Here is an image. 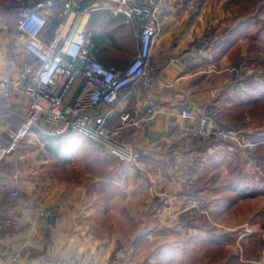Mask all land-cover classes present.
Here are the masks:
<instances>
[{"label": "crops", "instance_id": "0c3cea01", "mask_svg": "<svg viewBox=\"0 0 264 264\" xmlns=\"http://www.w3.org/2000/svg\"><path fill=\"white\" fill-rule=\"evenodd\" d=\"M199 1L195 12L185 8V0H164L156 9L158 25L151 45V56L158 67L161 65L156 82L149 90L136 85L123 88L114 113L107 118L109 124L122 125L120 112L155 108L151 119L127 122L121 130L122 136L140 152L137 162L120 161L95 143L94 158L101 166L91 174L82 154L86 140L71 132L53 136L37 125L0 164V219H17V226L0 230V264H56L61 258L68 259L69 264H264L262 235L240 233L222 221L237 200L236 193L257 196L259 182L242 186V177L226 183L223 170L216 167L196 184L195 171L188 172L183 164L193 155L196 140L181 135L188 123L180 117V110L187 106L206 114L211 104L216 114L219 104L213 97L221 87L213 84L212 72L206 68L213 62L210 50H216L209 48L196 58L187 53L195 38L222 24L209 0ZM64 2L57 0L49 10V34L57 24L53 14ZM17 8L14 1L0 0V77L12 73L22 59L16 37ZM90 13L83 16L82 22L92 37V28H87ZM123 22L135 41L134 53L123 62L114 46L107 44L112 38L100 37L98 47L113 48L95 52V58L105 66L123 67L137 52L138 28L125 18ZM227 70L225 67L218 73L230 71ZM23 113L24 105L17 104L0 117V143H7L11 132L18 130ZM17 165L21 166L20 175L14 172ZM14 189L19 191V198L6 201L7 193ZM207 191L213 197L205 205L200 224L183 226V213L167 223L177 233L169 239L156 225L148 226L145 232L136 229L151 219L164 220L161 214L154 219L147 211L140 220L125 215L129 209L158 205L174 211L179 208L182 213L187 193L201 195ZM41 204L52 207L53 214L45 219L39 217L37 209ZM137 237L139 248L134 246Z\"/></svg>", "mask_w": 264, "mask_h": 264}, {"label": "built area", "instance_id": "2783aa9c", "mask_svg": "<svg viewBox=\"0 0 264 264\" xmlns=\"http://www.w3.org/2000/svg\"><path fill=\"white\" fill-rule=\"evenodd\" d=\"M11 1L18 5L16 37L22 59L12 73L0 77V117L17 104L24 105V113L20 127L11 132L10 140L0 143V164L37 125L52 135L75 133L101 145L120 161L137 162L141 154L122 136L121 130L127 122L151 119L156 114L155 108L120 112L122 125L109 124L107 118L114 113L123 88L136 85L149 90L156 82L158 64L151 56V45L158 25L156 9L164 0H95L84 9L77 6V0H65L53 14L57 24L51 34L48 33V14L57 0ZM199 2L185 0L184 6L196 11ZM97 9L122 14L138 28L137 52L123 67L105 66L95 58L94 44L82 19ZM219 37L218 30H208L191 42L187 53L192 58L199 57L217 43ZM180 117L188 123L181 129L182 136L200 143L215 139L249 145L241 139V129L223 127L213 117L196 113L187 106L181 108ZM14 172L19 175L21 166L17 165ZM19 196V191L14 189L5 199L11 202ZM204 203L201 196H189L184 205L186 210L203 213ZM37 214L45 219L53 214V209L41 204ZM15 226V217L0 219V230ZM56 264H69V260L61 258Z\"/></svg>", "mask_w": 264, "mask_h": 264}, {"label": "rangeland", "instance_id": "374dc122", "mask_svg": "<svg viewBox=\"0 0 264 264\" xmlns=\"http://www.w3.org/2000/svg\"><path fill=\"white\" fill-rule=\"evenodd\" d=\"M209 2L211 3V7L214 13L217 16L221 17L220 21L223 25L220 24L219 26L214 27H219V29H221V26L224 27L225 25H227V23L232 22L235 17L240 15L244 6V2L242 0H209ZM262 3H264V0H255V7L253 8L252 12L254 13L255 11L256 16L260 19H264V8L259 7ZM240 44V55H242L244 58L243 61H241V63L239 64V67L236 69L237 74L240 75V78H246L248 75L254 73L257 70L258 73L264 72V64H262V62L260 61L262 55L257 53L255 49L251 47L252 42H250L248 38H243L240 39ZM217 48L214 47L216 51L218 50ZM216 51L214 52L210 50V56L211 59H213V62L206 65V68L210 69L209 71L212 72L211 75H213V84H221V87H218V92L215 93V96L213 97L214 99H217L216 102L217 104H219V106L215 109V116L218 117L220 123H222V125L224 126L228 124H237L239 127L238 129L242 130V132L239 133L241 139L246 143H249V145L252 144L251 146H248L254 148L257 143L255 141L258 140L260 133H262L261 130L264 131V112L255 113L248 110L245 113H239L233 106L225 102V88L222 87L225 85V82H229V78L226 77L223 81V72H218L225 67L229 68L231 72L234 69L233 61L236 59H231V56H233L234 52L229 53L232 55L217 56L219 55V53ZM256 54L259 55L255 59L252 56ZM247 55L248 58H246ZM258 77L256 79H258ZM257 81L262 82L264 88V80L259 79ZM241 87L242 86H240L238 89L240 90ZM45 127L50 128V126L48 125H46ZM203 143L206 142L200 143L196 141V146L193 147V151L191 153L193 155H190L188 157L189 159L183 160V164L187 167L188 172H191V169L195 171L196 184L202 182L206 178L207 174L213 173L216 170V167H219L221 170H223L222 176L223 180L226 183L239 181L237 178L242 177L243 178L240 180L242 186H247L249 184H255L259 182L258 178L262 174L261 169L258 164L249 156L242 153L240 158L236 157V152H234V146L232 145L215 144L210 148H206ZM234 143L238 144V142ZM242 147L245 146L243 145ZM228 164H230L232 167H236L237 171L234 172ZM209 182L211 181L209 180ZM239 192L236 193L237 200L231 204L229 212L225 213V217L222 220L223 223L226 227L234 229L235 231H238L240 233H255L259 236L262 235V237L264 238V193H259V195L257 196H250L247 193H242V191ZM182 193H186V191H182ZM202 194L200 196L204 199V205H206L207 201H209L213 197V194L208 191L207 193L204 192ZM173 195H175V193ZM189 196L190 195H185L184 201ZM182 207H184V205H182ZM125 211L127 210L125 209ZM147 211L149 212V214L153 215L152 217L154 219L156 218L155 215L161 214L164 220L153 222V220L151 219L150 221H148V223L147 221L145 223L143 222L144 226L142 224L137 225L136 229L138 231L141 230L142 232H145L147 231L148 226L154 227L156 225L157 228L162 229V234L167 235V239L172 238L177 234L172 231L171 225L167 223L173 222L174 219L178 218L183 213V215H185L183 216L184 221L198 223L200 215L202 214V212H192L191 210L186 211V209L182 213H180L179 208L174 211L158 205V207H151L150 209H129L125 215L127 217L130 215L133 220H140V216H145L144 213ZM205 212L206 206L203 214ZM143 219L145 220L146 217ZM128 221H130V219ZM129 226L131 227L132 224L127 225V227ZM125 242L128 243L129 239H127Z\"/></svg>", "mask_w": 264, "mask_h": 264}, {"label": "trees", "instance_id": "16d2710c", "mask_svg": "<svg viewBox=\"0 0 264 264\" xmlns=\"http://www.w3.org/2000/svg\"><path fill=\"white\" fill-rule=\"evenodd\" d=\"M92 0H77V6L82 9L86 6L91 5ZM95 1V0H94ZM244 2V6L240 15L235 17L232 20L231 24L226 27H222L221 29L213 28L211 30H218L220 37L217 43H215L211 48H219L218 53L220 56L223 55H232L230 52H234L231 59H236L233 61L234 69L230 72H224L222 76V80L224 81L226 77L229 78V82H225L224 88L227 92H225L226 102L233 106L237 112L245 113L248 110L255 113H263L264 112V88L262 82H258L257 80H264V72L258 73V70L254 73L248 75L246 78H240V75L237 74L236 69L239 67L241 61H243V56L240 55V39L248 38L250 42H252L251 47L255 49L257 53L262 55L260 61L264 64V19H260L256 16L255 11L253 12V8L255 7V0H242ZM199 7V6H198ZM264 8V3L259 6ZM195 12V11H194ZM123 18H125L122 14L113 15L109 11L97 9L93 10L90 13V19L87 23V28L90 30L92 34V41L97 45H95V52L98 54L100 50H113L118 54L120 59H129L130 56L134 53L135 41L133 37L129 36L128 26L123 22ZM91 21V22H90ZM90 23V24H89ZM95 24V25H94ZM96 26V27H95ZM95 27V28H94ZM100 37H111L112 40L108 41L107 44L111 45L113 48L105 49L104 47H98V40ZM196 39V38H195ZM194 39V40H195ZM101 46V45H100ZM259 54L253 55V58H257ZM135 56V55H134ZM250 56V55H249ZM248 58V55L246 56ZM122 62V63H123ZM161 67L157 66V70ZM259 76V77H258ZM258 77V79H256ZM241 87L239 90L238 88ZM206 115L213 117L221 126L226 128H234L238 129V125H222L220 123L217 116H215L213 105H209L206 107ZM245 132V131H243ZM258 140L256 141V146L254 148L245 146L242 147L237 143L227 141V140H215L211 139L206 143H203L206 148H210L215 144H225L234 146V152H236V157L240 158L241 154H246L252 160H254L261 169L262 174L259 176V189L255 191V194L264 193V131L261 130ZM59 136L61 135H53ZM86 140L84 143V147L82 150V154L85 158V162L87 164V169L91 174L97 173V169L101 166L99 161L94 158V154L96 149L93 148L92 144H95L93 141L83 138ZM89 141V142H88ZM91 143V144H90ZM231 169L236 172V167H232ZM213 181H216V177L213 178ZM190 197H199L200 195L196 192L187 193ZM195 194V195H194ZM203 213L200 215V220L203 218ZM183 226L185 227H197L200 222L192 223L189 221H184L181 218ZM199 220V221H200ZM140 237L134 240V246L139 248L141 243H139ZM200 241V240H199ZM136 251V249H135Z\"/></svg>", "mask_w": 264, "mask_h": 264}]
</instances>
